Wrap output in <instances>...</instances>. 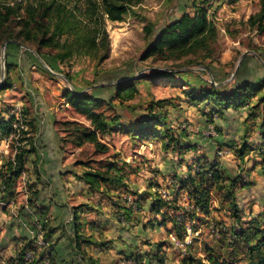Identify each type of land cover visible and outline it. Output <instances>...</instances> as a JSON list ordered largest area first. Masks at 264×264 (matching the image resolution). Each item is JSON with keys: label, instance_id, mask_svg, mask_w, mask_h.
Masks as SVG:
<instances>
[{"label": "rangeland", "instance_id": "374dc122", "mask_svg": "<svg viewBox=\"0 0 264 264\" xmlns=\"http://www.w3.org/2000/svg\"><path fill=\"white\" fill-rule=\"evenodd\" d=\"M261 1L144 0L135 14L130 9L124 21L107 22L110 46L101 61L77 55L59 63L51 57L54 49L46 48L40 57L34 46L0 47V85L7 75L6 61L21 69L11 71L13 87L0 92V122H11L15 130L10 136L0 131V264L15 257L23 239L33 241L42 257L53 253L59 264H183L184 258L205 264L211 254L228 264H251L249 246L240 237L243 231L264 230V149H254L261 137L244 136L245 109L221 117L208 105L191 104L187 93L211 83L229 92L239 84L264 80V32L248 23L260 12ZM203 9L216 26L213 43L187 53L166 50L169 59L148 56L147 26H154L156 32L185 13L193 16ZM206 51L212 59H201ZM162 70L182 72L174 76L181 84L155 79ZM127 79L138 81L132 96L123 100L116 86ZM73 91L100 98L96 111L117 118L115 128L99 134L110 148L108 153L74 142L76 125L92 127V123L68 104ZM151 113L168 119V129L157 128L171 136L166 138L168 150L159 138L142 141L132 135L129 126ZM248 125L253 132V121ZM244 137L251 145L240 162L232 148ZM30 142L36 152L26 157L25 171L5 193L9 161L18 146ZM209 164H219L232 178L242 175L236 190L242 223L221 206L222 192L209 184L211 214L189 221L181 240L173 219L180 220L184 210L193 209L188 194L180 191L181 184ZM109 167L124 178V186L108 192L102 184L100 191L91 192L80 180L85 171L104 172ZM156 195L166 201L162 210L169 217L164 227L160 226L164 217L151 212ZM76 213L82 233L94 235L102 247L76 249ZM262 257L264 253L253 254L255 261ZM32 258L29 253L28 259Z\"/></svg>", "mask_w": 264, "mask_h": 264}, {"label": "trees", "instance_id": "16d2710c", "mask_svg": "<svg viewBox=\"0 0 264 264\" xmlns=\"http://www.w3.org/2000/svg\"><path fill=\"white\" fill-rule=\"evenodd\" d=\"M143 2L144 0H0V47L8 40H16L24 46H34L40 57H44L46 48L56 50L57 52L51 57L59 63H65L77 55H91L101 61L106 58L110 46L109 34L106 29L107 22L124 21L130 9L135 14V8ZM248 23L260 32H264V0L261 1L260 12L251 16ZM147 30L151 37L148 56L159 54L168 59L169 54L165 52L166 50L181 51L182 53L198 51L213 43L217 33L214 21L209 18L205 9L197 11L193 16L185 13L180 19L171 21L159 31L155 32L154 26H147ZM11 44L14 43L8 45ZM17 46L19 45L17 44ZM200 55L202 60L212 59L211 52L206 51ZM16 66L6 61L7 75L0 85V92L13 87L11 71ZM177 73L182 72L162 70L157 72L154 78L171 85H179L181 84L180 80L174 78ZM137 81L127 79L117 84V96L123 100L131 97V93L136 90ZM223 89L224 86L211 83L207 87H192L187 96L191 104L198 107L208 105L221 117H224L225 113L230 110L245 109L247 113L244 136L258 133L261 142L254 149H264V80L256 84L251 82L239 84L229 92H225ZM100 103V98L91 95L70 93L68 98V104L92 123V127L76 125L72 134L74 142L80 147L86 144L93 145L97 153L105 154L110 148L99 140V134L105 135L115 128L117 118H109L103 113L97 112L96 108ZM248 121L254 123L255 130L253 132H249ZM159 126L169 128L167 117L151 113L137 124L130 125L129 128H131L134 138L141 136L142 141L159 138L163 140L164 148L168 150L170 142L166 141V138H171V136L166 129L157 131ZM0 131L4 135L10 136L15 130L11 122L3 120L0 122ZM32 144L30 142L24 146H18L14 159L9 161L5 193L16 186L25 171L26 157L36 152ZM178 144L180 147V143ZM29 145L32 147H28ZM250 145L244 137L239 146L232 148L240 162L245 160ZM262 166L264 169V164ZM113 169L114 167H109L104 172L100 170L85 171L80 180H83L91 188V192L100 191L102 184L105 185L106 191L111 192V187L121 188L124 186V178L114 173ZM197 177L203 179L197 180ZM241 181V174L232 178L221 169L219 164H209L201 168L197 176L182 182L180 191L184 190L188 194L193 202V209L184 210L180 220L173 219L174 232L178 237L181 240L185 239L189 221L192 222L199 215L211 214V198L206 188L209 184H215L222 192L221 206L232 215L237 223H242V212L236 196V190ZM165 205L166 201L156 195L151 207L153 214L164 217V221L160 223V226L163 227L167 226L166 222L169 217L168 212L162 210ZM137 207L141 208L142 205L138 204ZM130 208L133 210L132 207ZM47 212L48 210H45L43 214H47ZM75 218L77 220L74 240L76 249L82 252L84 245L102 247V242L97 241L94 235L87 237L82 233L78 213L75 214ZM91 228L94 231L99 230V226H95L94 223L91 224ZM240 238L245 239L249 246L251 264H264V257L260 261L253 259L255 251L264 253V230L243 231ZM19 242L21 243L17 248L16 255L9 259L8 264H59L53 253L47 255L46 258L42 257V253L38 252L33 241L23 239ZM29 253L33 255L32 259H28ZM214 255L208 256V261L205 264H228ZM182 263L195 264L194 260L190 258H184ZM198 263L204 264V261L199 259Z\"/></svg>", "mask_w": 264, "mask_h": 264}, {"label": "water", "instance_id": "95a60500", "mask_svg": "<svg viewBox=\"0 0 264 264\" xmlns=\"http://www.w3.org/2000/svg\"><path fill=\"white\" fill-rule=\"evenodd\" d=\"M10 43L18 44V45L24 47V45L22 43H20V42H18L16 40H8V41H6V42L3 43L2 48L5 49L7 47V45L10 44ZM48 69H49V71L53 72L49 67H48ZM73 93H76V92L73 91Z\"/></svg>", "mask_w": 264, "mask_h": 264}, {"label": "crops", "instance_id": "0c3cea01", "mask_svg": "<svg viewBox=\"0 0 264 264\" xmlns=\"http://www.w3.org/2000/svg\"><path fill=\"white\" fill-rule=\"evenodd\" d=\"M18 66H20V65H18ZM18 66H16V71H21V69L18 67Z\"/></svg>", "mask_w": 264, "mask_h": 264}, {"label": "built area", "instance_id": "2783aa9c", "mask_svg": "<svg viewBox=\"0 0 264 264\" xmlns=\"http://www.w3.org/2000/svg\"><path fill=\"white\" fill-rule=\"evenodd\" d=\"M124 264H132V262L126 261L124 262Z\"/></svg>", "mask_w": 264, "mask_h": 264}]
</instances>
